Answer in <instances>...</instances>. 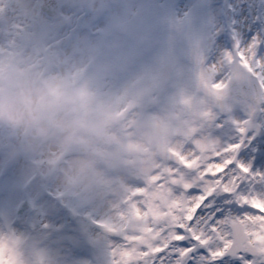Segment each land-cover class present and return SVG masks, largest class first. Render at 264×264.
Segmentation results:
<instances>
[{"label":"clouds","instance_id":"9594fccd","mask_svg":"<svg viewBox=\"0 0 264 264\" xmlns=\"http://www.w3.org/2000/svg\"><path fill=\"white\" fill-rule=\"evenodd\" d=\"M0 264H264V0H0Z\"/></svg>","mask_w":264,"mask_h":264}]
</instances>
